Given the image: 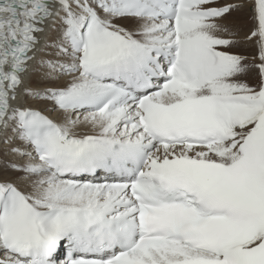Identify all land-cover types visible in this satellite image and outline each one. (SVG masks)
Instances as JSON below:
<instances>
[{
  "label": "snow or ice",
  "instance_id": "1",
  "mask_svg": "<svg viewBox=\"0 0 264 264\" xmlns=\"http://www.w3.org/2000/svg\"><path fill=\"white\" fill-rule=\"evenodd\" d=\"M0 264H264V0H0Z\"/></svg>",
  "mask_w": 264,
  "mask_h": 264
}]
</instances>
